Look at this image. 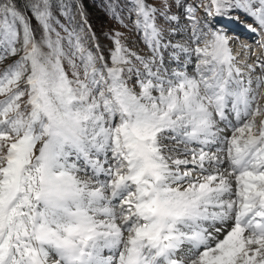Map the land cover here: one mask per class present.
<instances>
[{
    "label": "snow or ice",
    "instance_id": "obj_1",
    "mask_svg": "<svg viewBox=\"0 0 264 264\" xmlns=\"http://www.w3.org/2000/svg\"><path fill=\"white\" fill-rule=\"evenodd\" d=\"M54 7L0 0V264H264V58L199 16L264 0H123L107 57Z\"/></svg>",
    "mask_w": 264,
    "mask_h": 264
},
{
    "label": "rangeland",
    "instance_id": "obj_2",
    "mask_svg": "<svg viewBox=\"0 0 264 264\" xmlns=\"http://www.w3.org/2000/svg\"><path fill=\"white\" fill-rule=\"evenodd\" d=\"M26 2V0H20L21 5ZM52 3L55 5L53 8L54 14L60 23H66L68 21V17L64 15V9L59 7L61 4H67L68 11L72 13L74 17V24L80 23L82 20V17L78 14V8H82V11L85 14L87 24L91 25V29H85V31H92L95 33V39L91 41H87L89 47H93L95 44H99L98 51L102 52L105 57L109 54V49L112 47V37L111 32L113 30L119 29L121 32L124 33V42L127 44V46L137 51L139 54H145L147 53L148 49L145 48V46L140 42V38L137 34L132 32L130 30V22L125 20V23H129V28H125L123 24L119 23L117 19L113 18V14L111 11H109V6H114L116 3L123 4V0H52ZM119 11V9H117ZM28 15H31V13H28ZM124 13H121V16H123ZM230 15H233L234 17H238L241 20L248 19L249 25H252L253 27H256L254 21L250 19L249 17L245 16L242 12H233ZM199 16L204 17V13L201 11L199 13ZM238 20V19H235ZM32 24L34 26L37 25V21L33 18ZM180 26L183 29H186L179 35H175L170 37V39L173 40V42H184L189 39L190 30L188 29L189 21L185 18H181L180 20ZM232 28H230L231 30ZM227 30L224 31V33L229 35ZM37 35H39V29L37 28ZM239 45H236L235 47H238ZM241 50V49H240ZM239 50V51H240ZM93 51H97L93 47ZM237 52V50H234ZM234 53V52H233ZM238 53V52H237ZM236 53H234L235 55ZM239 58V57H238ZM240 59V58H239ZM242 63V59H240ZM5 63H11V60L6 61ZM4 67V64H0V69ZM67 67V65H66ZM246 70H244L245 72ZM3 96H0V99H3ZM263 107H264V97L262 101ZM264 119V115H259L256 117L257 123ZM166 143H171L166 141ZM191 147V146H190ZM199 173L194 171L193 175H198Z\"/></svg>",
    "mask_w": 264,
    "mask_h": 264
},
{
    "label": "bare ground",
    "instance_id": "obj_3",
    "mask_svg": "<svg viewBox=\"0 0 264 264\" xmlns=\"http://www.w3.org/2000/svg\"><path fill=\"white\" fill-rule=\"evenodd\" d=\"M231 31H232V34H231V36L229 37L230 38V41H231V47H232V51L234 52V53H236L235 54V56H236V58H240V59H242V66H241V69L244 71V70H246L245 71V77H248V72H247V66L248 65H251V64H253V58H251V57H249L248 55H247V50H248V44H247V42L245 41V39H243V38H236L235 37V35H239V31L237 30V29H235V28H232L231 29ZM234 33V34H233ZM247 35H245V36H241V37H246ZM236 45H239L238 47H235ZM237 50V52H235L234 50ZM241 49V50H240ZM240 50V51H239Z\"/></svg>",
    "mask_w": 264,
    "mask_h": 264
}]
</instances>
